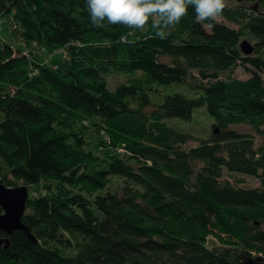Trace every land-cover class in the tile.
Segmentation results:
<instances>
[{"label": "trees", "instance_id": "obj_1", "mask_svg": "<svg viewBox=\"0 0 264 264\" xmlns=\"http://www.w3.org/2000/svg\"><path fill=\"white\" fill-rule=\"evenodd\" d=\"M236 1L219 17L238 29L198 21L189 7L162 40L151 23L93 26L86 0H0L25 44L67 56L65 67L43 60L32 74L0 36V184L45 191L28 196L22 217L36 243L0 232L9 239L0 264H244L251 256L239 243L206 244L203 233L229 220L243 244L264 247V0ZM242 36L254 40L249 55ZM237 67L249 77H233ZM110 73L127 78L109 89ZM191 75L190 94L152 99L154 86ZM202 106L214 128L188 146L164 119L188 120ZM90 128L103 157L88 148ZM225 170L259 185L240 186Z\"/></svg>", "mask_w": 264, "mask_h": 264}, {"label": "rangeland", "instance_id": "obj_2", "mask_svg": "<svg viewBox=\"0 0 264 264\" xmlns=\"http://www.w3.org/2000/svg\"><path fill=\"white\" fill-rule=\"evenodd\" d=\"M237 4L236 0H226V6H234ZM218 22H223L225 25L233 28L238 29V26L229 23L228 21L218 17L215 19ZM147 27V26H146ZM145 27V28H146ZM144 28V29H145ZM136 32H141L140 30L134 29ZM0 36L3 40L7 41L13 46H19L22 49H27L30 52L31 58L28 59V63H30V66H34L35 63H40V61L46 60V63L49 65H52L53 63L65 67L67 62V56L65 53L62 52H47L43 53L40 51V46H32V44H25L23 41L14 33V22L11 20V16H3L0 17ZM247 40L253 45V39L249 36H242L240 38V41ZM46 56L43 57V56ZM192 74L194 77L197 76V72L195 70H192ZM233 77L237 79H246L249 77V72L244 70L241 67H237L234 72L231 74ZM127 75L125 73H110L105 76L107 87L109 89L115 88L119 83L126 80ZM194 78L192 75L189 77L188 82L185 83H170V84H163V85H156L154 86L155 89H157V94L154 92L152 94V99H158L160 95L167 94L171 92H181L183 94H190L192 92L191 85L193 84ZM149 109V108H148ZM146 109V110H148ZM164 122L171 127H174L176 130L181 131L182 133L189 136L190 140L188 141V146H191L195 144V142L200 138H206L210 134L213 127V119L212 117L206 112L205 107H197L193 110L191 117L188 120H184L178 117H172V118H165ZM238 130L242 131H250V128L247 125H240L234 127ZM86 139L89 141L88 148L91 150H94V154L103 157L105 152H97L95 150V145L99 142V139L101 138V135L96 133L93 129H88L86 134ZM107 142V141H106ZM114 148V147H113ZM117 149V148H116ZM115 150V148H114ZM119 148L117 149V151ZM224 178L229 179L231 182L234 180H240L238 182V185L249 188V187H256L259 185V179L254 176H249L245 174L235 173V172H229L227 170L224 171ZM111 184L113 186L121 184L120 180L114 178L111 181ZM25 185L21 181H18L15 186H21ZM14 187V186H13ZM28 190V196L29 197H35L44 195L45 191L42 188L41 185H29L27 186ZM224 214L227 212L224 211ZM229 222V224H228ZM227 222V226L223 224L222 222L217 223L216 228L213 229V232L209 233H203L206 239V244L208 246H234L231 244L239 243L240 245H237L240 248L249 249V253L252 259L255 258H262L264 259V247L260 246L259 244H252L246 243L243 244V241H246V238L241 235V232L237 229H232L231 227L233 225L232 222L229 220Z\"/></svg>", "mask_w": 264, "mask_h": 264}, {"label": "clouds", "instance_id": "obj_3", "mask_svg": "<svg viewBox=\"0 0 264 264\" xmlns=\"http://www.w3.org/2000/svg\"><path fill=\"white\" fill-rule=\"evenodd\" d=\"M192 7L198 21L215 20L226 7V0H86L93 26L124 25L143 30L151 23L155 37L166 39L168 30L180 24ZM211 27V25H209ZM119 42H128L121 37Z\"/></svg>", "mask_w": 264, "mask_h": 264}, {"label": "water", "instance_id": "obj_4", "mask_svg": "<svg viewBox=\"0 0 264 264\" xmlns=\"http://www.w3.org/2000/svg\"><path fill=\"white\" fill-rule=\"evenodd\" d=\"M255 7L256 4L254 5ZM239 49L243 55H249L252 53V44L247 40H242L239 43ZM27 199L28 190L26 185L9 187L0 184V208L2 209L0 232L11 236L15 231L22 230L30 242L36 243V238L30 233L28 226L22 223ZM8 243V237L0 235V245L3 244L4 247H7ZM243 262L244 264H254L255 260L244 256Z\"/></svg>", "mask_w": 264, "mask_h": 264}, {"label": "built area", "instance_id": "obj_5", "mask_svg": "<svg viewBox=\"0 0 264 264\" xmlns=\"http://www.w3.org/2000/svg\"><path fill=\"white\" fill-rule=\"evenodd\" d=\"M24 43V42H23ZM32 46H37L35 43H32ZM22 49V48H21ZM22 51V53H23V55H25L26 56V58H28V59H30L31 58V56H30V51L29 50H25V49H22L21 50ZM45 62H46V60H45ZM30 71H32V74H35L36 72H37V69H36V67H34V66H31L30 67Z\"/></svg>", "mask_w": 264, "mask_h": 264}]
</instances>
